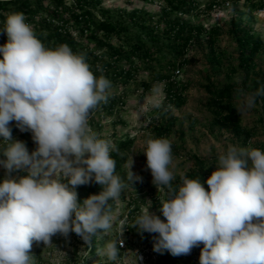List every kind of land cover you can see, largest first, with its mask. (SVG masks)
I'll return each mask as SVG.
<instances>
[{
  "label": "clouds",
  "instance_id": "obj_1",
  "mask_svg": "<svg viewBox=\"0 0 264 264\" xmlns=\"http://www.w3.org/2000/svg\"><path fill=\"white\" fill-rule=\"evenodd\" d=\"M0 46V264H33V242L51 244L60 234L75 233L85 244L112 227L110 200H118L134 177L132 157L127 176L116 174L110 155L119 151L89 127V116L107 103L111 82L97 78L83 53L67 45L47 48L23 13L7 15ZM98 71H103L98 67ZM264 87L238 89L242 108L256 106ZM30 130L36 149L13 140L9 124ZM143 153L152 183L166 189L160 209L165 220L148 211L133 223L138 232L158 234L154 251L190 254L203 244L199 264H264V151L229 145L207 178L180 174L174 186L173 153L167 138H149ZM24 171L26 175L14 176ZM95 182L99 194L82 202L77 187ZM124 233V232H123ZM123 233L98 254L116 261Z\"/></svg>",
  "mask_w": 264,
  "mask_h": 264
},
{
  "label": "trees",
  "instance_id": "obj_2",
  "mask_svg": "<svg viewBox=\"0 0 264 264\" xmlns=\"http://www.w3.org/2000/svg\"><path fill=\"white\" fill-rule=\"evenodd\" d=\"M148 1L161 5L159 14H152L141 8L109 9L105 7L106 0H0V46L7 42V35L3 32L7 15L19 12L24 14L26 23L32 26L36 37L45 47L54 49L60 45H67L73 53H83L94 75L97 78L103 75L111 82V88L107 90V103L102 102L90 113L89 119L93 115L103 119L116 113L119 106L123 105L122 93L116 91L122 88L124 92L142 70L151 76V82H165L162 111L169 119H166L164 124L157 123L152 127L155 138H164L172 133L178 120L172 115V110L186 103L187 86L176 81V78L184 68L197 63L191 54L192 50L199 48L207 51L211 67H222L228 79H232L240 71L243 73L240 86L237 88L231 82L225 84L214 82L212 78L214 73L209 72L204 90L209 97L205 108L212 118L211 127L227 129L242 146H247L249 141L258 135V129L255 126L243 125L241 112L235 106L234 100L238 89L255 92L264 87V69H260L255 61V57L264 51V39L243 19V11L238 9L241 0ZM229 2L233 3L236 15L232 17L227 33L237 45L238 67L228 65L226 69L227 53L218 45L220 36L224 33L222 27L218 25L205 27L200 23H194L190 16L209 14ZM242 9L244 11L264 9V0H243ZM98 67L103 71H98ZM141 84L144 88L150 87L148 81H142ZM256 106L261 112L259 122L264 125V96L257 97ZM94 122L90 120L89 125L95 124ZM13 127L17 128L16 124ZM17 140L36 148L33 139L26 142L24 135H20ZM132 143V139L117 141L114 144L119 151L110 154L116 161V174L122 178L127 176L129 161L127 150ZM181 149L185 150L183 145L173 144V156H181ZM257 149L264 151V143H260ZM185 156L191 167L184 174L193 179L200 177L205 190H209L206 180L216 169L219 155L202 157L198 154L185 153ZM126 183L128 186L122 191L121 199H125L126 189L141 184L134 179L131 183L127 181ZM172 183L179 186L180 175L176 176ZM76 190L82 202L92 194H99L102 189L93 181L78 186ZM109 204L111 211L114 210L115 200H110ZM127 207L129 211L127 216L132 217L134 213L140 211L132 202H128ZM133 223L134 219L131 218L124 226L125 234L130 235L133 240L148 243L158 236L155 233L138 232L132 226ZM104 238L106 235L104 236V232L101 231L92 237L91 245L86 244L90 255L95 254L99 240L103 241ZM199 248L201 252L203 244L199 245ZM34 251L37 253L39 249L35 248ZM84 260L83 263L90 264L88 259Z\"/></svg>",
  "mask_w": 264,
  "mask_h": 264
},
{
  "label": "rangeland",
  "instance_id": "obj_3",
  "mask_svg": "<svg viewBox=\"0 0 264 264\" xmlns=\"http://www.w3.org/2000/svg\"><path fill=\"white\" fill-rule=\"evenodd\" d=\"M204 1V0H203ZM242 2L239 3L238 9L243 11V19L247 21L253 28L254 32L264 39V9L244 11ZM105 7L109 9H127L141 8L152 14H159L161 5L157 2L148 0H106ZM236 15V9L232 2L220 6L217 10L202 14L199 17H191L194 23H200L205 27L218 25L224 30L220 36L218 45L226 54V69L228 65L238 67L237 45L232 36L227 33L230 28L232 17ZM191 54L196 59V64L184 68L176 81L187 86L186 103L179 108H173L172 115L178 120L173 127L172 133L166 135L171 141V145H183L185 150L181 151V156H173L172 170L175 177L181 173H185L191 164L186 159L185 153L198 154L202 157H210L219 155L227 150L229 145H235L245 148H256L260 143H264V125L259 122L261 112L255 106L251 109L242 108L238 94L234 100V104L241 112L242 123L247 127L255 126L258 129V135L249 141L247 146H242L239 140L225 128H212V118L205 108V104L209 97L204 90L207 83L209 72L214 73L213 81L225 84L231 82L239 88L243 77L242 71L237 75L228 79L225 70L222 67H211V61L207 51L195 48ZM255 61L260 69H264V51L255 57ZM151 76L145 71H140L137 78L123 92L122 88H118L116 92L122 93L123 105H120L116 113L112 116L99 119L97 115H93L89 121H95L89 125L90 129L101 139H110L113 143L124 139H132L133 143L127 150L128 163L132 157L134 163L131 171L134 177H141L138 187H129L126 189L125 199L119 197L115 200L114 210L111 211L112 227L105 233L106 238L99 240L98 249H102L110 241H117L121 233L124 241L123 248H120L116 261H111L105 255H90L84 241L74 232L70 233L67 238L57 234L52 237L51 244L44 245L42 242H33L31 255L33 256V264H70L78 262L85 264L84 259H88L90 264H199L200 248L194 247L190 254L173 256L167 250L161 252L154 251L155 240L148 243H141L133 240L130 235L125 234L124 226L127 225L131 218H135L144 211L154 213L161 220H165L160 209V200L166 198L165 191L158 189L152 183V175L147 168V157L143 153L146 141L149 138H155L153 126L157 123L164 124L169 116L162 111V103L165 99V82H151ZM142 81H148L150 87L144 88ZM114 89V88H113ZM112 90V89H111ZM110 90V91H111ZM116 89H114L115 91ZM88 121V123H89ZM15 121L9 124L13 140H17L20 135H24L26 142L32 139L30 130L21 131L19 127L14 128ZM17 126V124H16ZM3 138L0 137V149L3 148ZM29 153L34 151L30 144H25ZM0 159H5L0 155ZM26 172H14V176H23ZM5 170L0 167V180L4 178ZM134 180H136L134 178ZM135 203L140 209L131 217L127 203ZM135 207V206H133ZM123 218H121V216ZM117 235V236H116ZM38 248L39 252L35 253L34 249Z\"/></svg>",
  "mask_w": 264,
  "mask_h": 264
},
{
  "label": "built area",
  "instance_id": "obj_4",
  "mask_svg": "<svg viewBox=\"0 0 264 264\" xmlns=\"http://www.w3.org/2000/svg\"><path fill=\"white\" fill-rule=\"evenodd\" d=\"M177 73H179V71H177Z\"/></svg>",
  "mask_w": 264,
  "mask_h": 264
}]
</instances>
